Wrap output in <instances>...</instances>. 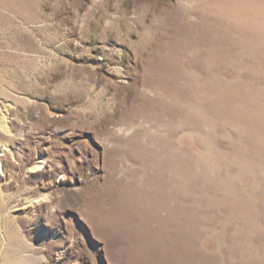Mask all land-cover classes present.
I'll return each mask as SVG.
<instances>
[{
	"label": "rangeland",
	"instance_id": "obj_1",
	"mask_svg": "<svg viewBox=\"0 0 264 264\" xmlns=\"http://www.w3.org/2000/svg\"><path fill=\"white\" fill-rule=\"evenodd\" d=\"M0 264H264V0H0Z\"/></svg>",
	"mask_w": 264,
	"mask_h": 264
}]
</instances>
